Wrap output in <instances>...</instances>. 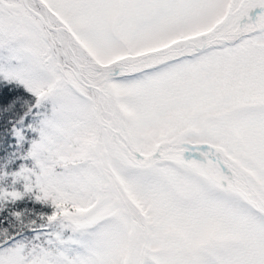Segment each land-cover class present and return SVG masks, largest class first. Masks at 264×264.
<instances>
[{
    "label": "snow or ice",
    "instance_id": "obj_1",
    "mask_svg": "<svg viewBox=\"0 0 264 264\" xmlns=\"http://www.w3.org/2000/svg\"><path fill=\"white\" fill-rule=\"evenodd\" d=\"M0 264H264V0H0Z\"/></svg>",
    "mask_w": 264,
    "mask_h": 264
}]
</instances>
